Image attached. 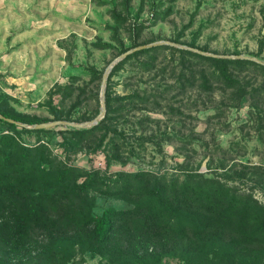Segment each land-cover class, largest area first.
<instances>
[{"label": "rangeland", "instance_id": "374dc122", "mask_svg": "<svg viewBox=\"0 0 264 264\" xmlns=\"http://www.w3.org/2000/svg\"><path fill=\"white\" fill-rule=\"evenodd\" d=\"M263 6L264 0H0V95L26 114L85 123L102 112L107 67L134 47L164 44L264 65V50L258 53ZM134 40L139 45L133 46ZM234 74L251 90L238 104L209 60L171 47L151 50L125 62L109 82L113 96L132 95L115 100L121 112L113 119L128 138L110 140V134L96 150L71 151L63 145L69 136L64 130L94 125L65 123L52 127L54 133L44 141L59 159L83 170L181 174L179 165H184L212 174L248 166L256 176L262 172L256 167L264 168V72L245 65ZM57 84L64 89L51 96ZM52 106L70 109L72 119L54 118ZM23 137L36 143V133ZM114 142L130 158L126 163L110 160ZM253 187L264 203V182ZM96 195V212L123 204ZM86 259V264L101 262ZM162 264L182 263L166 258Z\"/></svg>", "mask_w": 264, "mask_h": 264}, {"label": "trees", "instance_id": "16d2710c", "mask_svg": "<svg viewBox=\"0 0 264 264\" xmlns=\"http://www.w3.org/2000/svg\"><path fill=\"white\" fill-rule=\"evenodd\" d=\"M261 13L264 18V6ZM190 45L195 47V41ZM164 47L209 60L217 77L233 89L236 104L251 90L234 70L253 65L264 72V65L251 59L202 55L171 45L137 50L109 75L105 117L91 128L64 130L68 150H96L110 134V140L128 138L113 119L121 112L115 100L132 95L113 96L109 82L129 59ZM263 50L264 38L258 53ZM90 69L102 76L96 67ZM63 89L57 84L50 95ZM71 110L51 107L54 118L71 120ZM0 113L30 124L51 120L16 110L2 95ZM26 133H36V143L24 141ZM52 133L53 128L31 129L0 118V264H86L87 256L99 257V264H162L166 258L182 264H264V203L253 191L264 182L263 167H256L262 170L256 176L248 166L212 174L184 165H179L181 174L83 170L53 154L44 141ZM113 151L110 160L127 162L119 143L114 142ZM254 177L256 182L247 184ZM96 193L123 204L96 212Z\"/></svg>", "mask_w": 264, "mask_h": 264}, {"label": "water", "instance_id": "95a60500", "mask_svg": "<svg viewBox=\"0 0 264 264\" xmlns=\"http://www.w3.org/2000/svg\"><path fill=\"white\" fill-rule=\"evenodd\" d=\"M155 45V44H153ZM152 46L151 44H147V45H142V46H138V47H134L131 48L130 50L126 51L125 53H123L122 55L118 56L106 69L104 76H103V84H102V89H101V103H102V112L94 119L86 121L85 123H76V122H70L67 120H53V121H49V122H41V123H34V124H30V123H26V122H22L10 117L5 116L4 114L0 113V118L7 120L9 122H13L16 123L20 126L26 127V128H31V129H40V128H52L55 127L57 125L60 124H71V125H75L77 127H90L93 126L95 124H97L106 114L107 111V106H106V88H107V80H108V76L110 74V71L112 69V67L119 62L120 60L126 58L129 54L139 50V49H143V48H147Z\"/></svg>", "mask_w": 264, "mask_h": 264}]
</instances>
